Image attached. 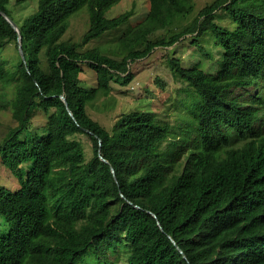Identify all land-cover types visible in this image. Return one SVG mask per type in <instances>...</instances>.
I'll use <instances>...</instances> for the list:
<instances>
[{"label": "trees", "instance_id": "obj_1", "mask_svg": "<svg viewBox=\"0 0 264 264\" xmlns=\"http://www.w3.org/2000/svg\"><path fill=\"white\" fill-rule=\"evenodd\" d=\"M12 1L0 0V110L16 126L0 140V162L19 187L0 185V264H264V0H215L169 38L195 0H147L115 48L87 50L130 24L133 8L108 17L125 0H38L22 21ZM84 10L89 29L65 40ZM189 35L193 62L167 58L182 85L168 120L134 111L109 131L90 117L113 82L134 79L131 64ZM11 42L16 64L3 53ZM84 66L97 76L89 89ZM37 110L42 133L32 130Z\"/></svg>", "mask_w": 264, "mask_h": 264}, {"label": "rangeland", "instance_id": "obj_2", "mask_svg": "<svg viewBox=\"0 0 264 264\" xmlns=\"http://www.w3.org/2000/svg\"><path fill=\"white\" fill-rule=\"evenodd\" d=\"M215 0H195V11L188 18H181L173 23L169 30L162 33L168 38L184 31L196 18L198 12L206 5L213 3ZM38 0H29L27 3L16 6L15 1H12L11 10L16 21L24 20L37 10ZM135 10V15L129 25L119 29L107 32L100 39L93 41L85 46L84 50L95 47L115 48L119 37L129 28L131 24L145 18L149 8L147 0H125L122 4L116 6L108 17H114L129 9ZM84 10L82 13L73 17L70 22V28L64 39H72L79 41L81 37L89 29V16ZM223 21V24H226ZM190 37L186 36V41H182L173 47L157 48L147 58L136 61L131 64V70L134 73V79L127 85L120 83H112V93L109 97H100L88 107L90 117L100 123L103 127L112 131L116 122L122 115L134 111L155 112L158 118L167 119L165 109L169 104V99H175L177 90L182 87L180 83L174 81L167 58L175 52L177 57L183 59L188 66L195 59V49L190 46ZM5 57L11 64H16L20 61V53L16 42H11L4 50ZM82 87L92 88L97 84L96 73L88 66H84V72L81 75ZM161 83V84H160ZM12 96V91L9 90ZM13 97V96H12ZM175 110V109H174ZM47 119L43 111L37 110L34 113L32 120L34 132L42 133L46 125ZM16 126V121L13 119L10 110H0V140H3L8 131ZM85 146L87 152V160L93 156L89 139L86 135L78 134L75 136ZM0 185L9 189H17L19 187L17 179L13 174L5 168L0 162ZM3 222L0 216V224ZM128 245L130 242L125 240ZM124 264V261L120 262Z\"/></svg>", "mask_w": 264, "mask_h": 264}, {"label": "water", "instance_id": "obj_3", "mask_svg": "<svg viewBox=\"0 0 264 264\" xmlns=\"http://www.w3.org/2000/svg\"><path fill=\"white\" fill-rule=\"evenodd\" d=\"M5 17L7 18V20L10 22V24L12 25V27L17 31L18 33V44H19V50H20V53L23 57V59L25 60V54H24V51H23V46H22V34L20 32V28L18 27V25L8 16L5 15ZM62 99L64 100V102L66 103L67 105V99L65 96H62ZM68 107V105H67ZM69 112H71V110L69 109ZM101 150V149H100ZM101 152V151H100ZM180 252H182L180 249H179Z\"/></svg>", "mask_w": 264, "mask_h": 264}]
</instances>
